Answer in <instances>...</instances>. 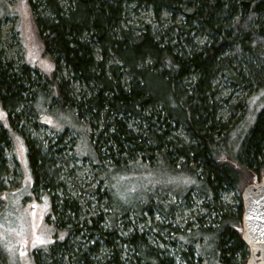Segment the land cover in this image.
<instances>
[{"label":"trees","instance_id":"trees-1","mask_svg":"<svg viewBox=\"0 0 264 264\" xmlns=\"http://www.w3.org/2000/svg\"><path fill=\"white\" fill-rule=\"evenodd\" d=\"M24 1L39 42L55 63V72L61 67L66 69L90 90L88 95L80 93L77 101L69 82L53 80L55 74L48 80L50 90L44 84L36 86L34 103L28 105L25 118L35 116L32 111L35 102L45 106L55 100L58 110L77 118L86 117L89 129L94 127L96 131L95 124L100 127L97 136L92 132L88 136L95 159L99 160L101 145H110L107 151L114 148L118 156L128 161L124 166L108 164L102 170L101 178L108 189L105 194L110 208L108 216L113 223L111 229H104L99 216L90 218V223L87 220L77 223L79 213L75 203L54 194L64 190L54 154L25 139L33 188L42 187L50 193V216L66 234L62 241H54L57 244L46 255L52 257L57 249L65 247L71 234L83 231L91 245L81 254L75 253L76 264H88V257L101 243L110 251L106 264H175L174 258L142 232L119 234L114 223L130 213L142 218L143 213L151 210L168 219L173 208L165 205L162 197L185 198L194 190L214 208L217 218L214 226L201 224L170 237L172 243L178 244L179 255L186 264H245L247 247L239 231L243 205L234 207L235 210L223 208L216 197L222 187L238 184L242 170L257 177L264 174V108L242 137L233 134L239 126L217 117L212 81L221 72L240 85L254 86L257 92L264 86V0H139L151 6L156 14L166 9L171 11L172 19L177 14L183 16V24L174 28L181 35L167 40L148 29L135 33L121 27L124 4L130 0H69L67 9L58 0ZM38 7L48 16L37 13ZM194 29L208 37L198 47L181 38ZM84 35H88L87 39ZM93 45L99 50V60L94 57ZM110 53L119 60V65L109 64ZM243 56L253 57L260 67L255 68L247 60H243L242 69L235 65L236 59ZM28 68L23 65L17 74L9 64L4 67L0 63V102L4 107L6 103L14 106L22 101L21 95L27 91L25 85L32 84ZM124 71L128 80H123ZM130 119L140 123L136 134L127 128ZM178 127L189 137L187 143L174 134ZM6 131L0 126V171L6 169L1 151L9 141ZM135 155L138 156L134 160ZM175 157L181 159L178 168L173 161ZM128 164L161 171L174 181L187 175L193 180L191 185L177 190L158 182L147 188L135 203L113 207L107 169L117 166L124 170ZM156 237L161 239L158 234ZM124 246L129 249L127 258L122 259Z\"/></svg>","mask_w":264,"mask_h":264},{"label":"rangeland","instance_id":"rangeland-1","mask_svg":"<svg viewBox=\"0 0 264 264\" xmlns=\"http://www.w3.org/2000/svg\"><path fill=\"white\" fill-rule=\"evenodd\" d=\"M58 1L63 9L68 8L69 0ZM36 11L41 12L42 16H48L42 7H38ZM37 13L34 16H37ZM183 21L182 15L177 14L175 19H172L171 11L162 9L156 14L151 6L139 0H130L124 4L121 27L135 33L148 29L156 35L164 36L167 40L177 39V35L181 32L174 28L177 24H183ZM166 30L169 33L165 34ZM84 36L87 39L88 35ZM181 38L184 41L188 39L196 47L201 46L208 39L207 35L196 29L189 35L182 34ZM93 47L94 57L99 60V50L96 45ZM243 60L255 65V68L260 67L259 62L249 56L238 57L235 65H239L242 69ZM108 62L119 65V60L111 53ZM0 63L4 67L9 64L12 71L17 74L20 73L23 65L27 64L32 80V84L25 85L27 91L21 95V102L14 106H10L9 102L5 104L6 107L0 102V126L7 129L9 135L8 144L1 149L6 169L0 171V264H38V262L76 264L75 253L81 254L85 247L91 245V240L83 231L71 234L65 247L57 249L52 257L46 255V251L53 248L57 240L62 241L66 234L64 235V231L50 216V193L42 187H37L36 190L33 188L25 139L34 142L41 150H50V153L54 154L55 166L59 170V181L64 188L63 193L58 191L54 194L56 197H66L75 203L79 213L77 223L83 220L90 223V218L99 216L100 225L104 229H111L113 223L108 216L110 208L105 195L108 189L101 178L102 170L108 164L124 166L128 161H125L123 156H118L114 148L107 151L110 145H101L99 160L95 159L88 136L90 132L97 136L100 127L95 124L96 131L93 130L94 127L89 129L87 127L89 120L86 117L77 118L70 112L58 110L55 100L45 106H41L40 101L35 102L34 107L32 105L35 116L25 118L28 105L34 103L32 100L36 86L44 84L46 90H50L52 86L48 80H51L55 74L53 80L61 79L69 82V87L73 90L72 95L77 101L81 97L80 93L88 95L90 90L76 81L73 74L66 69L61 67L55 72V63L52 57L44 52L39 42L37 28L29 16L24 0H0ZM262 76L264 78V75ZM245 77L249 78V73H246ZM128 79L124 71L123 80ZM212 92L217 117L224 123L239 126L233 134L236 132L235 134L240 137L254 125L257 114L264 108V86L257 92L254 86L249 87L246 83L240 85L229 80L225 73L220 72L215 76L212 81ZM42 117L48 118V121L41 122ZM138 124H140L138 121L130 119L127 121V128L136 134ZM83 129H85L84 134ZM174 134L185 143L189 141L182 127H178ZM137 156L135 155L133 159L135 160ZM173 161L175 168H178L181 159L175 157ZM138 166L128 164L124 170L117 166L107 169L106 175L112 182L110 201L113 207L135 203L147 188L153 184L158 185V182L177 190L191 185L193 180L187 175L181 180L174 181V178L161 171L146 170L141 166L137 168ZM260 178L254 173L242 170L238 184L222 187L218 191L216 200H219V205L223 208L234 209L242 204L243 188L248 184H258ZM162 202L165 205L170 204L173 208L168 219L155 210H151V213H143L142 218L130 213L125 219L117 218L114 228L119 234H127L131 230L142 232L150 242L154 241L165 254L174 258L175 264H186L179 255L178 244L172 243L170 237L173 238L178 231L185 229L187 232L189 228L193 229L201 224L214 226L217 215L214 214V208L209 202L198 197L194 190L189 191L185 198L166 195L162 197ZM78 226L81 227L80 224ZM241 230L242 228L239 230L240 234ZM157 234L163 241L156 237ZM37 238L44 243L38 242ZM114 244L117 248L120 247L118 242ZM121 248L124 252L122 259H125L129 248L125 246ZM109 252L101 243L97 251L88 257V264H106ZM246 253L248 257V248ZM240 260L241 256H238L237 262L240 263Z\"/></svg>","mask_w":264,"mask_h":264},{"label":"water","instance_id":"water-1","mask_svg":"<svg viewBox=\"0 0 264 264\" xmlns=\"http://www.w3.org/2000/svg\"><path fill=\"white\" fill-rule=\"evenodd\" d=\"M41 122L48 118L42 117ZM243 213L240 238L248 248L245 264H264V174L258 184H248L241 193Z\"/></svg>","mask_w":264,"mask_h":264},{"label":"snow or ice","instance_id":"snow-or-ice-1","mask_svg":"<svg viewBox=\"0 0 264 264\" xmlns=\"http://www.w3.org/2000/svg\"><path fill=\"white\" fill-rule=\"evenodd\" d=\"M37 240H38V242H40V243H44V241H43V240H40L39 238H37Z\"/></svg>","mask_w":264,"mask_h":264}]
</instances>
